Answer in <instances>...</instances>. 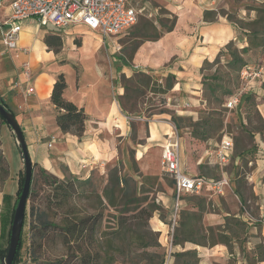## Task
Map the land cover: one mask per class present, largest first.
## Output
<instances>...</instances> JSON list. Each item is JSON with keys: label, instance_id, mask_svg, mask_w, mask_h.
Here are the masks:
<instances>
[{"label": "crops", "instance_id": "1", "mask_svg": "<svg viewBox=\"0 0 264 264\" xmlns=\"http://www.w3.org/2000/svg\"><path fill=\"white\" fill-rule=\"evenodd\" d=\"M150 1L155 2L159 8H165L171 16L174 15L175 21L171 30L163 29L154 41H144L136 45L130 55L131 61L128 60L126 49L118 41L123 34L103 37L99 32L80 23L59 29L50 25H40L33 18L21 21L18 44L30 49L26 57L23 55L16 57L12 50L5 49L0 39V99L15 116L22 130L32 165L36 168H43L59 179L90 181L93 174L103 173L117 166L118 140H125L128 131L127 119L130 118V114L119 102L123 86L120 83L113 86L108 76L102 73V62H107L108 53L112 54L111 59L114 60L110 62V64L114 62L109 70L111 77H115L114 74L117 75L116 78L131 74L129 64L138 71L156 69L160 76H172L173 114L177 117L186 116L188 107L201 100L200 68L203 62L212 61L229 41L237 40L247 44L245 35L226 14L217 13L213 20L205 21L204 10L219 11V8L223 7L238 18L253 19L256 16L254 8L262 2L244 0L232 5L228 0ZM128 2L141 11V8L148 6L141 1ZM9 15L8 6H0V20L6 19ZM78 35H81V40H76L78 47L67 49L66 46L69 44L75 46L73 40ZM80 50L90 51L94 55V75L91 78H83L84 71L75 68L73 56ZM114 54L120 55L121 58ZM24 58L29 60L32 72L29 83L25 82L22 74L20 63ZM246 58L248 67L253 69L262 67L260 76L248 80L247 92L253 94L256 108L264 118V49L251 50ZM67 65L70 68L66 70ZM59 73H63L66 81L64 98L84 109L86 120L81 136L63 132L56 124L57 109L50 101V95ZM28 86L33 87L32 93L27 92ZM168 124L167 121L150 120L147 123L150 140L159 141L161 134L164 136L165 142L159 143L162 148L172 139V126ZM174 126L178 130L177 126ZM0 138L2 153L9 171V176L0 189V243L4 245L5 238H1V233L7 232L9 226L20 176L23 173V160L18 143L6 124L0 125ZM179 138L182 170L210 178L215 177L207 175L208 172L222 170L219 177L225 175L229 178V173L224 171L223 167L214 164L212 150L219 139L207 138L203 141L204 150L193 160L191 156H185L182 152L183 138L180 135ZM253 144L241 149L250 147L252 152L248 156L234 155L233 152L230 160L235 166H247L245 180L253 199L246 197L240 187H236L234 180L231 182L233 189L227 186L216 196L211 192L193 194L192 196L205 199L206 209L202 211L199 221L201 232L199 240L189 241L190 234L184 229L182 234H177L183 241L173 244V253L195 249L198 264H261L264 261V132L253 133ZM82 164H85V167H82ZM230 174L231 178L235 177L234 170ZM227 188L234 193L235 199L229 195L225 196ZM202 194L203 196H199ZM223 194L224 196L218 197ZM245 200L249 203L252 200L253 206L248 209L244 206ZM181 210L179 219L183 211L195 213L198 207L192 202L187 203L184 197ZM156 219L155 229L160 231L162 239L167 227L160 219ZM22 235L27 245L29 236L24 225ZM161 244L165 247L162 242ZM18 262L19 258L15 264ZM173 263L174 256L171 264Z\"/></svg>", "mask_w": 264, "mask_h": 264}, {"label": "rangeland", "instance_id": "2", "mask_svg": "<svg viewBox=\"0 0 264 264\" xmlns=\"http://www.w3.org/2000/svg\"><path fill=\"white\" fill-rule=\"evenodd\" d=\"M135 1H141L142 4L148 6H145L144 9L140 7L142 11L138 13L136 23L118 40L126 49L129 61H131L130 55L133 53L136 45L144 41H154L153 39L160 35L163 29H167L175 21L174 15L171 16L165 8H159L155 2L150 0ZM228 1L234 5L244 0ZM219 10H221V14L228 13L238 18L226 8L221 7ZM77 39L81 40V35L74 38L73 42L75 46L69 44L66 48L74 49L78 47L76 43ZM233 42L237 49H241L247 45L243 44L244 42L242 41L234 40ZM117 57L121 58L120 55H117ZM73 58L75 59V68L84 71L83 78H91L94 75V55L90 51L80 50L74 54ZM111 58L112 54L108 53L107 62H102V73L108 76L113 86L116 83H120L123 86V93L121 98H119V102L122 108L130 114V118L127 119L128 131L125 140H118L116 167L118 173L128 180V185L124 189L136 190L135 194L138 202H133L125 207L121 202H118L119 204L116 207H111L107 205L104 198H102V204L98 202L96 194H102V190L107 182L108 173L112 169L110 168L103 173L97 172L93 174L92 179L88 183L79 184V194L69 205V210L73 213L74 217L78 218L100 213L102 217L101 225L98 228L100 232L116 228L118 215L122 213V217L127 219L128 228L134 231L132 234L137 235V241L132 243V248L123 244L106 246L102 242L101 257L98 258L99 260L94 257L89 264H142L143 261H138V254L142 252L143 248L141 245L143 242L146 241V243L152 244L147 247V250L150 252L163 253L165 251V247L161 242L165 246L166 243H164L163 237L160 239V232L155 229V223L157 222L156 218L164 222L167 221L173 199V179L160 164L159 153L161 154L160 149H162V146L159 143L165 142L163 140L164 136L161 134V140L159 141L150 140L147 130L148 121H167L171 126L172 124L176 125L180 137L183 138L182 152H184L185 156L189 155L194 160L199 152L204 150L203 141L207 138L218 140L224 132H229L233 135L234 153L240 152L242 148L249 144L254 145L253 133L259 132L262 134L264 132V123H262L264 118L258 112L256 105L245 99V95L248 93L247 84L249 77H242L241 72L236 77L235 71L227 66L223 55L219 57L218 62H213L214 58L212 61H208V64H202L204 68H200L202 76L200 78L201 90H199L201 100L188 107V114L182 117H177L173 114L174 109L172 104L174 99L172 98L171 89L172 80L169 76H160L156 69L147 68L143 71H138L128 63L132 70L131 74L120 75L119 78H116L117 75L114 74L115 77H111L109 70L114 65V62L110 64L113 60ZM65 61L67 62V60ZM67 68H70V66L67 65L65 69L67 70ZM170 83L171 87H168ZM210 85L215 86L213 92L208 88ZM222 86L228 88L231 91L230 94L235 93L239 96L240 102L233 108L225 106V101L230 94H223ZM260 116L261 120L259 119ZM139 117L149 120H143ZM2 124L0 122V125ZM160 132L162 133V131ZM203 134L206 136L203 137ZM246 168V165L235 166L230 161L229 164L223 167V170L229 173V186L231 188L233 187L231 182L234 180L236 187H240V190L246 194V197L253 199L245 180ZM232 170L235 172L234 178L230 176ZM214 171L208 172L207 175L219 178L222 170L220 172ZM34 188L39 193L41 199L49 192L48 186L43 184L37 183ZM205 192L208 191L206 190ZM226 192H229V194H226ZM224 194L225 196H234V193L228 188ZM224 194L218 197L224 196ZM190 195L192 196L193 194ZM213 195L216 196L217 194ZM199 196H203V194ZM186 201L188 203L187 197ZM152 205L153 210L151 211V216L148 218L147 213ZM244 206L249 209L250 206H253L252 200L251 203L245 200ZM26 209L28 210V202ZM66 210H68L67 207H64V209L58 208V215L53 219L59 222L63 216L61 214ZM180 221L181 217L178 223ZM198 221H195V224H197V230L194 232L196 238H199L201 234ZM24 228L28 231L27 217ZM26 251L27 245H25L23 235H21L17 251L18 264H33L29 261ZM68 252L70 250L67 249L61 238L48 237L41 251V259L37 264H54L53 262L60 257L65 258ZM79 256V254L74 253V257H67L66 264H82Z\"/></svg>", "mask_w": 264, "mask_h": 264}, {"label": "trees", "instance_id": "3", "mask_svg": "<svg viewBox=\"0 0 264 264\" xmlns=\"http://www.w3.org/2000/svg\"><path fill=\"white\" fill-rule=\"evenodd\" d=\"M256 10V16L253 19L248 18H236L226 13L227 17L231 19L242 31V34L246 37L247 45L243 46L241 49H237L233 41H229L224 45V47L219 51L213 62H218L219 57L223 55L226 60L227 66H229L236 73L238 77L241 70L248 67L247 55L252 50H263L264 49V0L254 8ZM217 13L221 14V10H204L203 20L211 21L217 16ZM173 25L171 24L167 30H171ZM159 35L155 38L157 39ZM153 39V40H155ZM209 62L205 60L203 64H208ZM204 68L203 66L201 67ZM169 76V75H168ZM167 76V77H168ZM170 79L172 76H169ZM172 80V79H171ZM66 87V81L63 73H59L53 84L52 92L50 95V101L55 105L57 112L55 116V121L57 126L63 132H70L77 136H81L84 130V124L86 120V115L82 107L76 106L73 102L66 100L63 96V91ZM171 87V83L168 85ZM222 93L229 95L231 91L228 88L222 86ZM209 90L213 92L215 86H208ZM237 94H230L229 97ZM245 99L248 102L256 105L255 98L253 94L247 93ZM2 104L10 111L6 106L4 101L0 99ZM240 102V100H239ZM262 119L261 116L259 118ZM0 122L6 124L5 120L0 116ZM264 123V121L262 122ZM207 124V121H206ZM203 137L206 135L203 134ZM245 151V152H244ZM252 152L249 147L247 149L241 150L240 152H235L234 155H240L242 157L248 156ZM9 176L8 164L2 153L1 149V138H0V189L3 183ZM23 181V173L20 176L19 189L17 192L16 201L12 210V215L9 221V226L7 232L2 231L1 238H5V244L0 243V260L6 254L7 244L10 234V225L12 221V216L14 208L16 206L21 186ZM89 181H80L77 179H59L56 176L48 173L43 168H39L32 165V178L31 187L28 196V210L25 211L24 223L27 217L28 223V233L29 240L27 244V257L30 262L37 264L41 259V251L43 250L46 239L49 238H61L62 242L70 250L66 254V257H60L58 260L53 262L54 264H66L67 257H74V253L79 254V260L82 264H89L91 260L96 257L97 259L101 257L102 242L106 246L108 245H120L123 244L129 248L133 242L137 241V235H133L130 228L127 226V219L122 217V213H119L117 219V227L111 230H98L101 225V214H89L83 218L74 217L73 213L70 212L69 205L79 194V184H85ZM43 184L48 186L49 192L44 196L43 199L39 197V193L35 190L34 186L36 184ZM128 185V180L118 173L117 167H113L107 177V182L102 190V194H96L98 202L102 204L104 198L107 205L111 207H116L118 202L125 207L133 202H138L136 196V190L124 189ZM188 202H192L194 206L198 207L195 213H185L182 212V220L176 223L172 243L176 244L182 242L183 239H179L177 234H182L183 230L186 229L190 236L189 241L198 242V238H195L194 232L197 230L196 220L200 221L201 213L205 208V199L197 198L195 196L186 195ZM191 206V204H190ZM64 209L67 207L63 214H61V219L59 222L55 221L53 218L56 217L58 208ZM153 205L147 213V217L151 216V211L153 210ZM51 211L52 214H51ZM182 211V210H181ZM180 211V212H181ZM198 221V222H199ZM23 223V225H24ZM199 227V226H198ZM23 229V228H22ZM200 229V227H199ZM22 235V230H21ZM21 235L18 242L16 254L12 264H15L17 260V251L21 241ZM104 239V240H103ZM85 245V246H83ZM150 243L143 242L141 245L142 252L138 254L139 262L143 261L142 264H164L166 252H150L147 250ZM174 263L173 264H198L197 251L195 249H188L184 251H177L173 253ZM99 260V259H98ZM1 264V263H0ZM74 264V263H73ZM138 264V263H135Z\"/></svg>", "mask_w": 264, "mask_h": 264}, {"label": "built area", "instance_id": "4", "mask_svg": "<svg viewBox=\"0 0 264 264\" xmlns=\"http://www.w3.org/2000/svg\"><path fill=\"white\" fill-rule=\"evenodd\" d=\"M6 5L10 15L0 20V39L6 50H12L16 57L28 56L30 49L18 44L21 21L35 19L40 25L55 28H67L70 24H85L99 32L103 37H116L127 32L133 26L141 10L129 4L128 0H0V6ZM4 26V28H3ZM22 74L25 82L32 79L29 60H21ZM262 67L253 69L245 67L241 70L242 77L249 79L260 76ZM27 92L32 93L33 87L28 86ZM239 102V96L228 97L225 106L233 108ZM169 123V122H168ZM170 125V124H169ZM181 141L176 127L172 124V139L167 141L161 151L160 164L173 179V203L170 217L166 222L164 233L166 257L164 264H171L173 258V233L179 219L184 196L205 192L220 194L229 186V178L205 177L190 174L180 167ZM214 164L224 167L229 164L234 152L232 133L224 132L213 150ZM85 167V164H82ZM158 231V230H157ZM160 232V231H159ZM260 264V263H258ZM264 264V261L261 262Z\"/></svg>", "mask_w": 264, "mask_h": 264}, {"label": "water", "instance_id": "5", "mask_svg": "<svg viewBox=\"0 0 264 264\" xmlns=\"http://www.w3.org/2000/svg\"><path fill=\"white\" fill-rule=\"evenodd\" d=\"M0 116L10 127L20 149L23 160V181L20 194L14 208L10 225V234L7 244L6 254L0 260L1 264H12L16 254L18 242L23 228L25 211L27 208L28 196L31 187L32 162L29 157L27 146L22 134V130L11 111H9L0 101Z\"/></svg>", "mask_w": 264, "mask_h": 264}, {"label": "bare ground", "instance_id": "6", "mask_svg": "<svg viewBox=\"0 0 264 264\" xmlns=\"http://www.w3.org/2000/svg\"><path fill=\"white\" fill-rule=\"evenodd\" d=\"M169 125V124H168ZM171 125V124H170Z\"/></svg>", "mask_w": 264, "mask_h": 264}]
</instances>
